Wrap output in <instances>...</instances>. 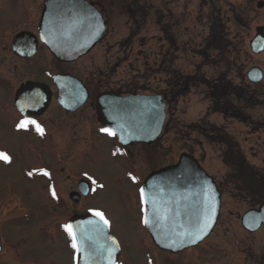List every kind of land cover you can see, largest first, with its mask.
Listing matches in <instances>:
<instances>
[{
	"label": "rangeland",
	"instance_id": "374dc122",
	"mask_svg": "<svg viewBox=\"0 0 264 264\" xmlns=\"http://www.w3.org/2000/svg\"><path fill=\"white\" fill-rule=\"evenodd\" d=\"M45 1L0 0V152L9 157L0 160V264H73L70 238L57 227L73 214L67 194L83 175L102 187L90 200L112 211L105 214L127 263L138 247L167 264H264V227L249 233L240 222L264 199V77L258 84L247 78L253 67L264 75V52L254 55L250 48L264 28V6H257L264 0H107L109 31L102 42L78 63L49 59L53 65L42 70L46 56L20 61L10 45L16 33L36 26ZM60 71L93 86L92 102L78 116L94 114L97 92L105 89L159 92L175 77L186 84L170 109L181 137L168 135L167 151L191 152L220 189L218 222L203 244L180 255L158 251L140 204L137 213H123L115 202L122 187L108 153L80 149L86 131L80 117L68 119L55 101L39 119L18 114V87L34 79L51 86ZM218 80L234 93L224 98L227 109H216L207 85ZM22 121H35L41 131L34 124L19 127Z\"/></svg>",
	"mask_w": 264,
	"mask_h": 264
},
{
	"label": "water",
	"instance_id": "95a60500",
	"mask_svg": "<svg viewBox=\"0 0 264 264\" xmlns=\"http://www.w3.org/2000/svg\"><path fill=\"white\" fill-rule=\"evenodd\" d=\"M258 8L264 6L258 3ZM106 31V22L98 10L85 0H47L43 6L40 23L37 29L40 41L49 52L60 62H75L88 54ZM28 33L18 34L12 43V50L22 58L34 56V47H28L30 38ZM34 41V40H33ZM254 55L264 52V28L257 29L255 37L250 42ZM264 75L259 67L251 68L247 73L248 80L253 84L262 81ZM54 83L58 87V102L68 112L74 113L86 103L88 91L83 83L70 75H55ZM42 85L36 87L30 84L22 88L15 99V107L22 116H40L48 109L51 95L42 90ZM97 112L102 115L107 129L116 132L119 141L128 146L132 143L150 144L159 136L165 119V105L160 97L146 95H129L122 97L116 94L104 93L97 98ZM147 204H143L149 220L145 225L154 245L164 252L176 255L185 250L195 248L203 243L217 225L221 210V194L207 175L200 163L186 153L180 156L177 164L162 168L151 173L144 181ZM141 188V189H142ZM141 193V192H140ZM87 191L84 195H87ZM158 202L157 208L167 206L180 210L177 224L187 225L190 221L203 220L206 209L211 207L210 226L202 239L193 242L189 238L168 235L165 226L153 225L154 209L152 199ZM93 221L103 229L104 236L111 237L117 242L116 250L112 253V264H116L120 251L119 242L110 233L107 226L92 213L78 216L70 221L74 225H83L89 232ZM241 226L249 233H255L264 226V200L258 208L246 211L240 219ZM170 228V225L168 226ZM79 231V229H77ZM181 231V229H177ZM93 235H95L93 233ZM104 236L98 237V245L106 243ZM175 241V243H173ZM91 243V242H86ZM108 244L111 241H107ZM2 241L0 236V253ZM75 264H109L107 253L95 261L88 256L76 252Z\"/></svg>",
	"mask_w": 264,
	"mask_h": 264
},
{
	"label": "flooded vegetation",
	"instance_id": "af4514ba",
	"mask_svg": "<svg viewBox=\"0 0 264 264\" xmlns=\"http://www.w3.org/2000/svg\"><path fill=\"white\" fill-rule=\"evenodd\" d=\"M85 1L92 4L98 10V12L102 15L103 20L106 22V31L101 37L100 41L97 44H95L93 48L91 49V51L85 56H83L82 58L89 55L94 50V48L99 43L102 42L106 33L109 31L108 14L105 11V9H107L106 8L107 3H105L107 0H98V1L85 0ZM42 10L39 15L38 22L34 28L22 30L16 33L12 37L11 45H10L11 53L15 56V58H17L20 61H30L32 59L35 60V59H38L39 56L41 55L46 56L48 62L43 67H41L43 68L42 70H45L49 66L53 65L54 62H51L49 59H54L57 63H59L58 65H71V64L78 63L82 58H80L79 60L75 62L58 61L49 52L47 47L40 41V37L38 35L37 29L40 23ZM20 33H28L31 35L29 38L28 47H31V46L34 47V56L30 58H22L21 56L14 53V51L12 50L13 40ZM35 66L36 65L34 64V68H36ZM50 72H47V73L49 74ZM59 74L70 75V76H73L79 79L88 91V99L86 103L84 104V106H82L80 109H78L74 113L66 111L58 102V87L54 83L53 77ZM178 80L179 78L175 77L173 82L167 83L168 84L167 90H162L159 92L150 90L149 86L148 87L144 86L141 88L137 87L135 89L133 88L130 89L129 87V90H125V91H121V90L117 91L114 89H105L103 91H99L97 92V95L95 97V102L93 104L95 113L90 114L89 116H78L80 112H82L92 102V97L94 94L93 88H92L93 86H91V84L87 83L83 78L79 77L74 72L60 71V72L54 73L51 76V86H48L43 81H38L36 79H34L33 81H27L24 84L22 83L14 94V107H15L16 94L22 88L27 87L30 84H34V86L36 87L42 85L41 89L48 91L51 95L50 105L48 109L46 110V112H44L40 116L31 115V116L26 117V116H22L15 107V110L18 112V114L24 118L31 117V118L39 119L47 113V111L53 106V102L55 101L58 104V109H61L65 113L66 117H68V119H73L74 117H80L81 119H79L77 122H80L81 125L86 128V131H84L85 135L82 137L80 149L87 148L88 150H90V152H95L98 150V151H104L108 153L109 159L107 160V163L113 165L115 168L118 169V174L114 181H116L117 189L120 186L122 187V189L119 190V193H117V195L115 196V202H117L118 205H121V208H124V210L122 209L123 213H137L135 209L138 208L139 206L138 203H139L142 208V213H144V207L141 201L140 190L142 188L144 181L151 173L158 171L162 168L177 164L180 159V156L183 153H186L190 157L194 158L198 163H200L189 151L188 152H182V151L178 152V150H176L174 153L168 155L167 141H166L167 136L173 134V136L176 138L181 137L180 133L177 132L176 123L174 121L175 117H173V115L170 114L171 106L178 100V97L182 94V90H181L182 88H180L181 81L179 80L178 82ZM104 93L116 94L122 97H126L129 95H146V96L160 97L162 104L165 105L166 115H165L164 123L162 125L161 132L159 136L156 138V140H154L150 144L132 143L128 146H125L119 141L116 135L109 136L107 133L102 131V129H107V127L104 123L102 115L97 112L96 102H97V98L101 94H104ZM69 122L67 124H69ZM83 177L84 178L78 180L74 185H72L69 193L67 194V197H68V201H66L67 206L70 209V212L73 213L71 217H69L67 224L70 223L72 219L78 216H85L87 214L92 213V210H95V211L102 212L104 214L105 219H107L109 222L110 233H111V224L105 213H107L108 210H109V213H112V211L109 208L108 210L105 211L101 209L100 207L93 205L90 200L94 198L96 192L98 190H101L102 187L99 185L97 186V188H95L94 184L92 183L93 179L89 180L88 177L84 175ZM133 177H135V180H133ZM86 191L88 194L84 195ZM54 198H59V197L55 195ZM127 203L130 205L126 206ZM110 205H114V204H110ZM138 212L140 211L138 210ZM119 213H122V212L119 210ZM57 228H61L64 230L62 226L57 227ZM1 241H2V238H1ZM70 241H71V238H70ZM71 244H72V241H71ZM119 246H120V251L117 256L116 264H167L166 260L162 257H155V258L151 257L149 249L138 248V247L130 249L134 257L132 259L130 258V261H131L130 263H127L125 255H124V249L121 247L120 244ZM196 248H193V249H196ZM158 251L164 255L170 254V253L164 252L159 249ZM4 253H5V248H4V244L2 241V250L0 253L1 263L5 261L3 260V258L1 259ZM180 254L181 253L177 255H180ZM75 258H76V251L73 249V258H72L73 264H75L76 262ZM169 264H175V263L171 262Z\"/></svg>",
	"mask_w": 264,
	"mask_h": 264
},
{
	"label": "snow or ice",
	"instance_id": "6c2138e0",
	"mask_svg": "<svg viewBox=\"0 0 264 264\" xmlns=\"http://www.w3.org/2000/svg\"><path fill=\"white\" fill-rule=\"evenodd\" d=\"M28 124H34L38 131L40 130L39 125L35 124V121H22L19 127L25 128ZM105 133H107L109 136H115L116 132L110 130V129H102ZM0 160H4L5 162L9 161V157L7 154L0 152ZM44 175H48V173L45 171L43 173ZM89 180H91V177H88ZM133 180H135V177H133ZM93 184L96 182L93 180ZM141 192V201L144 204L148 203V200L145 198V190L142 188L140 190ZM53 196L55 197V192L53 191ZM157 200L155 198L152 199V206L154 211V215L152 218L153 225H162L165 226L166 232L168 235H174L181 237V243H183L184 238H189L193 242H195L198 239H202L204 235L207 234L206 230L210 226V220H211V207L206 209V214L201 221L200 219H197L196 222H189L187 225L185 224H177V218L180 216V210L177 206L176 210L173 211L170 207H163L162 209L157 208ZM92 215L98 217L105 226L108 225V220L105 219L104 214L99 211L92 210ZM89 225L92 226L91 232H89L83 225H74L72 223H68L63 225L65 232H67L68 236L71 238L72 241V248L79 254L83 250L84 255L88 256L90 260L95 261L98 257H103L105 253H107L109 264H112L111 256L112 253L116 250L117 242L112 239L111 237L104 236L103 229L99 227V225H96L93 221L88 222ZM144 224L148 226L149 220L147 217V212L145 211V218H144ZM170 225V228L168 227ZM79 229V231H77ZM177 229H181V231H177ZM93 233L95 235H93ZM104 236V239L106 241L103 245H98V237ZM111 241L110 244L107 243V241ZM91 242V243H86ZM175 243V241H173ZM85 264H88V260L85 261Z\"/></svg>",
	"mask_w": 264,
	"mask_h": 264
},
{
	"label": "trees",
	"instance_id": "16d2710c",
	"mask_svg": "<svg viewBox=\"0 0 264 264\" xmlns=\"http://www.w3.org/2000/svg\"><path fill=\"white\" fill-rule=\"evenodd\" d=\"M179 82V80H178ZM177 83V81H176ZM181 85H183V88L181 90H185V86L186 84L181 81L180 82ZM179 84V85H180ZM228 83H226V81L224 80H218L215 83H209L207 82V85L209 87V90L211 91V95H212V99L215 102L216 105V109H218L217 107L221 106L223 109H227L228 107V102L226 99L224 101V98L228 95V94H234L232 92H230V89L228 88L229 85H227ZM182 93H185V91H182ZM235 96H239V93H235Z\"/></svg>",
	"mask_w": 264,
	"mask_h": 264
}]
</instances>
